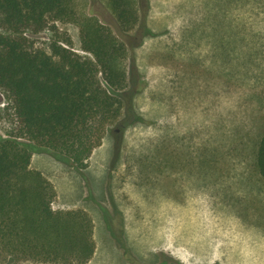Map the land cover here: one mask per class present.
<instances>
[{"label":"rangeland","instance_id":"rangeland-1","mask_svg":"<svg viewBox=\"0 0 264 264\" xmlns=\"http://www.w3.org/2000/svg\"><path fill=\"white\" fill-rule=\"evenodd\" d=\"M20 33L33 49L80 54L78 17L118 33L103 0ZM127 44L121 115L88 166L32 146L31 165L55 185V209H85L96 250L86 264H264V0H147ZM0 33L14 35L2 24ZM0 87V134L16 135ZM21 140H28L19 136ZM122 241V242H121ZM0 264H62L37 260Z\"/></svg>","mask_w":264,"mask_h":264},{"label":"trees","instance_id":"trees-1","mask_svg":"<svg viewBox=\"0 0 264 264\" xmlns=\"http://www.w3.org/2000/svg\"><path fill=\"white\" fill-rule=\"evenodd\" d=\"M103 1L118 33L97 16L78 17L86 52L80 54L59 42L51 52L33 49L20 34L30 26L43 28L49 17L76 15L73 0H0L2 24L16 33H0V87L12 98L19 123L18 136L0 134V261L86 264L95 253L90 213L55 209L56 187L31 160L35 146L86 168L122 113L127 44L121 35L143 27L147 0ZM255 163L264 179V129Z\"/></svg>","mask_w":264,"mask_h":264},{"label":"built area","instance_id":"built-area-1","mask_svg":"<svg viewBox=\"0 0 264 264\" xmlns=\"http://www.w3.org/2000/svg\"><path fill=\"white\" fill-rule=\"evenodd\" d=\"M4 137H10V136H5V135H3Z\"/></svg>","mask_w":264,"mask_h":264}]
</instances>
